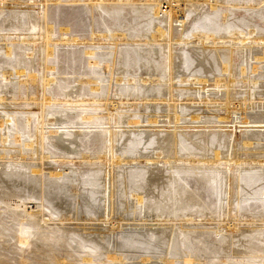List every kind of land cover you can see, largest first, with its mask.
Masks as SVG:
<instances>
[{
    "label": "rangeland",
    "instance_id": "obj_1",
    "mask_svg": "<svg viewBox=\"0 0 264 264\" xmlns=\"http://www.w3.org/2000/svg\"><path fill=\"white\" fill-rule=\"evenodd\" d=\"M153 1L156 0H104V1L103 0H0V28H2L3 26H7V27L12 26L11 29H9V35L5 37V39L8 38L6 39V41L8 40V42L10 43L9 46H11L12 48L11 53L8 54L4 53V48L1 46L3 44L2 42L4 40V35L1 34L3 32L0 30V72L4 68L10 70L13 69V71L15 69L18 71L20 75H25L26 78L28 79V81L20 82L21 83L20 84L18 82V76L13 73L11 78H8V80L4 82L6 79H3L0 73V96L5 95L3 98L5 100L2 99L0 101L2 102L0 103V107H1L0 115H3L5 113L6 111L4 110L5 108H8L11 111L12 117L13 119H15L14 120L15 125L18 127L17 131L19 132L21 131L20 135L18 134L19 132L17 133L18 138L22 137L21 134L23 135V137L26 138H28V135L31 137H34L35 135L39 142L41 138V142L43 144L44 150L50 153L49 155L51 158L47 160L43 165L40 164V166L38 167L42 169L41 177L39 178L40 180L44 181V179L46 178L45 179V183H46V181L48 180L59 182L64 179L71 180L72 178L76 182V180L78 179V181L80 180L79 181L80 188L89 189V187L90 188L92 187L94 188L92 190H96V192H98L99 190H101L100 188L104 186V184L102 185L101 181L104 180L105 178L102 177H107L105 172L107 171V168H109V166L111 168V162H109L110 163L109 165L107 164L106 160H102L100 157L97 156L103 153L104 149L106 150L105 144H107V141L104 139L103 131H99V129L101 128L105 129V126L111 127L114 122H118L115 123L116 125L115 130L117 129L120 130L123 128L122 134L125 135V137L122 136V139L120 137V140L124 141L125 143L120 142L119 140L118 143L121 145L114 146L113 148L115 149V147L116 148L119 147V151H124L123 146L128 142L126 140V137L131 135L130 130L155 129L161 133L165 129L167 130L173 128L172 126H170L169 128L165 127L168 124L162 121V119L166 120L164 117H162L163 115L162 113H161L162 115L160 114V116L157 117L158 122L152 125L150 124V126H145L146 122H142L144 123V124L140 123V125L142 126H139L138 128L135 127L134 129V127H131L132 125L129 127L126 124V120L130 119L128 118V116L132 114V112L133 113L137 112L138 115H141L143 113L144 108H146V106H144L143 103L141 104L142 100L138 97L142 90L141 88L145 87V85H141L139 83L138 74L141 73L142 71L143 72L146 71L149 67L150 68L147 71H151L152 69V71L162 75V77H167L168 75L167 71L169 72V66H167L169 64L167 63L168 58L165 57L167 54V45L164 44L163 40H156L154 42L150 40V34H151L150 32L152 29V25L155 22V20L157 21L158 19L153 14L157 12L153 9L154 7ZM158 1L159 3H164L163 8L167 10L166 6L168 5V2L166 1L168 0H158ZM208 1L209 2L211 1L210 3H215V7L210 8L209 7L210 3H208ZM208 1L190 0V2L196 3V5H191V3L189 2L190 4L189 6H191L190 7L191 11L188 12V10L185 11L186 9L184 4L185 0H178L177 3H179V6L178 7L175 6L174 13L176 16L179 17L185 13L187 14L189 13V18H188L189 20L187 19L186 21L187 29L189 27L191 28L193 26V23L195 25L194 27L196 28L198 25H201L203 23L210 28H214V27L216 29L219 28V34L220 33L223 34L224 32H226V28H227L226 24H232V26L234 27L231 30L233 29L236 30V28L237 30H243V31L252 29L253 35L251 34L250 40L253 41V39H262L260 40L261 42L259 41L260 43L256 42L258 45H261V47L258 46L255 42L247 43L248 46L246 44V49H248V51L245 50L243 52L245 54H248L247 56L243 52L241 53L242 50L240 51V44L235 43L232 46L230 43L227 44V42H225L224 45L219 44V46L224 51L223 52L222 50H220V52H222L220 53V56L222 54L224 55L221 56V59H224L223 61H225L224 63H227L228 61L230 62V60L232 59L230 62V68H231L230 70H232L233 72L232 74L234 77V82L231 89L234 92V94H236L234 96L240 97L241 95H239V93L245 92L250 87V85L252 87V91L256 93V94L253 93L256 95V96L253 95V97L256 98V100L253 99L252 101H257L256 103L257 105L253 104L254 107L253 105H251V107H247L244 110L241 109L235 110L236 113L234 114V116L237 117L242 115L244 116L243 113H245L246 115V113L249 114L251 112H252L251 114L264 112V104H262L264 103L263 101L264 100V59L262 60L254 59L257 55L258 56L261 55L264 50V46H263L264 0H208ZM234 1L237 2L238 5ZM222 3L224 4L226 3L225 4L226 6ZM234 3L235 6L233 7ZM189 6H187V8ZM158 8L157 10L160 12L161 8L160 7ZM164 9H162V12L164 11ZM224 20H226V22ZM46 27L52 28L51 39L48 41H46L43 37H41L43 35V32L47 29ZM22 33L26 35V39H25L27 40L26 42L21 41L20 38L18 37V35H21ZM102 34H106L107 36L104 38L100 36ZM67 37L70 39L73 38V41L71 40L67 42L66 40H61V38H67ZM224 39L228 40L227 38ZM28 40L31 42H29ZM156 42L157 43L159 42V44H155ZM198 44L196 43L195 44L192 43V45L185 44V47L188 45H189L188 47L190 46L193 47V45L199 46ZM158 45L160 48L157 47ZM182 45L183 44L174 45L172 43L171 48L173 49L171 50H173L174 52L170 50L172 52L171 55H174L175 52L178 51L181 47H184ZM251 46H253V50L252 48H250ZM230 47L234 49L233 52L231 53H229ZM234 52L235 54H233ZM211 53H209L208 55L212 58L214 54ZM208 55L207 57L209 58ZM148 58L149 60L147 61ZM216 60H218V58L215 59L214 61ZM219 62L220 61H216L214 66L215 69L217 70L216 73H219L222 76L221 72L223 71H220V69H218V66L220 67ZM176 64H177L176 66H178L177 58H176ZM139 65L141 66L139 67ZM180 65L184 67V65L182 64ZM242 65L246 67V68L244 67L246 69V72L248 71L246 73L247 77H252V78L253 77L256 78L257 76L260 77V78L258 77L256 78L258 79L256 80L257 84L255 82L256 85L254 84L252 86V84L248 82H244L242 78L240 79L239 68ZM254 68L256 72L253 71ZM109 71H112L111 80H110L111 84L107 96L110 99L106 101L103 100L106 96L107 84H105L106 83L105 78L110 76ZM122 74L123 75L125 74L126 77L129 74L132 75L137 74L134 77V79L136 78L134 85H136L137 91L136 89H132L133 87L132 85H129V83H128L129 86L127 85V82H125L126 77L123 76ZM219 74H217V76L221 77ZM255 74L257 76H254ZM116 75L123 77L122 80L123 83L122 82L116 83L114 81L113 77H115ZM43 76H52L55 78L53 82H51L50 84L42 85L41 82ZM86 79H90L92 82H97V83L93 84L91 82H87ZM79 80L82 82L80 83ZM176 80L177 79H175L173 82H176ZM160 81L162 83L166 82L164 81L163 78L161 80L159 79V82ZM206 89H209L208 93L206 92ZM220 89L221 91L224 90V88H219V90ZM219 90L218 88H213L212 86H206L203 90L206 93L203 94L201 97L204 98L208 97L211 98V100L221 98V93ZM133 91H135L138 94H135V92ZM162 91L167 92V88L163 89ZM51 98H57L58 101L53 99L51 101ZM109 100L113 104L111 103L110 105ZM134 101L136 103H134ZM235 101L237 102L238 105L239 100L234 99V102ZM152 103L153 104L152 105L149 104L150 106L148 105V107L152 108L153 110L154 109L159 110L163 108L162 105H160V101L158 103H154V102ZM181 103L188 105L187 106L180 105L178 108L179 111L182 110L181 112H186V113L197 112L199 114L201 113L204 116L200 118L202 120L201 121L202 123L182 122L179 124V126L181 125L180 128H182L190 136H192V139L189 142H187V143H191L190 145H188L191 146V148L197 146L196 144L191 142L194 138H197V136L194 134L196 132L195 131L196 129L199 131L205 129L215 132L221 130V128L223 129V127H219V125L225 126L230 124L228 120H227L228 123H223V124L216 122L218 120V116L223 113L217 103L216 104L215 103L198 104L196 102H190V103L181 102ZM157 104H159L160 106H157ZM229 106L232 109V105L230 104ZM133 110L136 111L134 112ZM202 110L204 112H202ZM104 113L108 115L105 116ZM118 114L120 117L118 116ZM28 116L30 119L29 124H26L25 126V119ZM48 116L49 118H51V116L52 118L53 117L58 118V122H60L59 125L60 127H63V131H64L62 134L63 142L61 141V143H55L54 142L55 139L52 137V134L45 131L46 130L45 128L42 129L43 133L42 134L40 133L39 131L41 129L40 123H42L43 121L46 122V120L49 119ZM187 116L188 115L186 116L184 115L183 117H187ZM101 118L103 119V121L101 120ZM120 118L121 119L123 118V121ZM83 119H84L83 123L86 126L82 123ZM205 119H208L210 122L204 124L203 120ZM106 120L109 121L108 124L105 122ZM124 120H125V124H123ZM119 122H121V124ZM103 124L105 125L104 127ZM119 124L121 125V127ZM249 124H254V123H249ZM255 124L259 125L258 123ZM1 125L2 122L0 123V126ZM80 125L81 127H83L81 132L80 131L75 132L74 134L72 130L69 131L70 128H73L74 126L80 127ZM235 125L238 126L240 124L237 123ZM92 126H94L95 128ZM133 126H136V124H133ZM182 126H184V128ZM250 128L246 127L243 129L244 130L246 129L251 133L264 132L263 127H258L259 128L258 129L257 127L252 126ZM261 128L263 131H259L261 130ZM10 129L11 132H9L10 133L9 135L11 137L12 129H13L12 124H10ZM238 130L240 129L239 128L237 129V133L239 134L241 131ZM125 131L127 134L128 133L129 134L127 135L126 133H124ZM46 133H49L51 136ZM116 138H113L112 145L117 144L116 143L117 140H114ZM259 138H255L254 140L251 139L250 140L251 144H249L250 146L249 145L244 146L241 144L240 147H238L235 150L243 154V157H245L246 159H250L251 156H253L252 154L264 153V148H263L264 139L263 138L259 139ZM9 139L11 140L12 138ZM10 140L4 144V146H6L4 148L5 150L7 148V151L12 147V149L8 151L9 153L15 152L14 154H16L17 151L18 154L19 153L18 148L20 149V152L26 151L24 145L17 147V145L12 144L14 142ZM146 144L149 146V144L146 142L143 145V147H141L142 150H146L148 148ZM0 145H2L1 141H0ZM103 147L104 149H102ZM126 150L129 151L130 148H126ZM2 151H3L2 147L0 146V152L2 153ZM26 153H23L24 154L23 158L19 160L21 163L18 161H17L18 163L14 161L16 164L13 163L11 165H8V163L5 162L3 163L4 165L3 164L0 165V170L3 172L6 170L5 172H9L12 169L14 170L15 168H18L17 166H22L23 163L22 166L23 170L25 168L24 173H27L26 175L30 174L31 172L29 170L33 168V166L31 165L35 163V159L33 158L35 157V154L31 156L30 153L27 154ZM208 153L210 154V151H208ZM54 158L57 161H55ZM4 160H7V158H5ZM193 160H198V159L197 157H194ZM142 161L143 160H140L139 162L140 164H136V165L135 164L116 165L113 166L114 168L112 167L113 168L112 170H115L116 167L118 166L117 169L120 170L122 169L132 170L137 168L138 170L141 169L140 171L142 172V169H144V167L145 169L150 167L149 164L142 165ZM193 162L196 163V161ZM159 164L161 165V163H158V165ZM241 165L243 164H240V167ZM4 166H6L5 170H4ZM12 166L13 168H11ZM200 166L201 167H197L194 169L198 172L202 170L209 172V170L211 169H212L211 171L213 172V170L215 169L213 168L215 166H212V168L209 166L210 167L209 169L208 164H205V167L204 165H200ZM244 166L245 168L246 167L250 168L248 164H244L242 167L244 168ZM198 168L200 169L198 170ZM165 171L167 170L165 169ZM47 172L53 174L52 175L53 180L50 179L51 177L49 176V174H47ZM176 172L178 173L176 177L178 180L177 181L178 185L179 186L187 185L186 189L181 191L180 194V196H182L181 198L184 199L185 193H188L189 195H191L192 199L197 203H200L202 206H204V204L208 206H204L205 207V209L203 208L204 211H198L199 208L196 210L193 208L191 210L192 212L191 218L196 215L195 216L196 218L195 217H193L194 219L192 218L194 221L187 220L188 221L187 222L186 219L183 218V216L179 215L180 214L178 213L179 211L177 213L176 212L174 213V215L176 216L178 215L179 217L177 216L176 219H174L175 217L172 219L176 222V224L171 222V224L173 223L174 225L173 227L174 239L172 241L173 248L170 250L171 256H168L170 255L169 253L167 254V257L169 259L167 261V264H177L179 262H180L179 264H235L237 262L236 260H239L241 257L242 258L240 260H244L243 257L244 258L246 257L245 256L246 252L248 253L249 248L252 247L251 244H254V242H256L255 237L257 238L259 237L260 239L264 240V233L262 234L258 232V230H262V229L264 230V227L258 224L261 222L262 219H264V216L261 213V211H264V209H262L264 199L260 197H249L247 199L244 197L245 199L243 200L246 201V203H244V207L245 209L248 210V213L246 212V210H241V212H239L237 215H234L233 211L229 212V214L227 215V213H225L226 205L224 204L225 203L224 200L219 203L220 196H223L222 195L223 188H219L218 190L215 191L210 186H206L205 188H203L204 185L201 182H197L198 180L195 181V179H197L198 177L195 178V175H192L189 172V170L178 168L176 169ZM254 173L256 172L253 171V169L249 170L247 173L243 172V174H251V175H253ZM259 173L264 174L263 171H259L258 174ZM145 176L146 174L144 173V177ZM40 180H38V183H35V186L37 184L36 186L37 192L36 190L34 191L35 194L33 195V200L31 199L32 197L30 196L22 195L23 198L28 199L29 197L30 203L27 205L29 211H36L37 200L45 198L43 196V194H45L44 193L45 186L43 185L42 182H40ZM89 182L92 184H90ZM41 183L43 186H41ZM189 188L194 190V192L196 193L192 192ZM211 189L213 193H211ZM255 193L258 194L259 192L256 190ZM2 194L3 193H1L0 196ZM4 196H6V198ZM122 198H124L123 200L126 201L125 197ZM19 199H20L19 197H15L13 195L10 196L8 195V193L0 197L1 201L7 202L9 203V205H11L10 209L12 208V206L13 208H16L14 205L19 204ZM69 199L71 204L74 203V199L71 197V195L69 196ZM128 200L132 201L133 198L129 196ZM153 203H154L153 200H150L147 203H145L144 208L142 207L140 211L138 210L135 213L136 216L135 214H130L132 216L128 214L123 216L122 218L121 216L116 215L113 212L114 214L113 216H111L110 219L111 224H109L103 222L101 223L100 221L92 222V221L81 220L80 219L81 215H78L80 216L78 217L79 219L72 218L69 220H63L61 223V221L58 219L60 214L55 213L53 215L51 213L52 209L50 208V205L48 203L43 202L45 212L51 213L52 214L51 216L53 217L52 221L55 220L54 223L52 222L49 225H47V228L49 229L51 228L50 230L55 234L58 233H60L58 235L62 234L63 236L57 235L58 236L57 238L58 239L62 238L60 239L61 242L66 241L65 243L68 244V245L66 244L67 247L66 246L59 247V249L55 248L49 242L41 240L43 239L42 236H40L38 239V234L34 232V229L31 228V225L28 222H23L19 224L16 218L12 214L6 212L9 208L6 209V205L4 203H0V210H1L0 211V224H1L0 264H120V263L121 264H161L160 263L161 253L158 252L159 253L158 254L157 251L146 252L147 250L144 249L145 246L144 247L142 246V249L139 250L138 249L126 250V249H122L121 247L123 245V242H121L123 240V239L121 240L122 234L123 235L126 234L124 236L131 237L138 234L137 232H141V233L144 232L143 234H145V237H147V239H149L150 241H154L153 235H151V231L157 232L155 234L157 238V236L160 235V231H162V229L170 226L168 224L170 222L167 219L169 218V215L166 216L164 214H160V216L157 217L155 216V214H157L156 210H153L151 208H146V205L149 204L151 205ZM248 205H253V207L260 205L261 206L259 209H254L253 213L250 214V211H252L253 207L249 208ZM208 207L210 208V210ZM206 209L208 210L205 212ZM242 212H246V213L244 214ZM162 216H164V218L168 220V223L165 222L164 225L162 224L155 225L154 223L156 221V218L159 217L162 218ZM180 217L182 220L180 219ZM183 220H185L186 222ZM118 221H120V223L123 224L117 227L115 225L116 223H119ZM111 225L114 226L111 227ZM101 231L105 232L106 236L104 233L102 234ZM248 232L250 235L248 234ZM43 233L46 234L47 231L45 230L43 231ZM85 233L88 235L91 233L90 235H94L95 237L97 236L98 242H100L99 238L102 241H104L105 245L100 246L104 248L100 249L99 246L96 245L92 246L89 243H85V247H83L81 244L82 240L80 239L79 236L85 235ZM252 234L254 235L253 236L254 238L250 237L252 236ZM65 236L67 237L64 238ZM106 237L108 239L107 240L108 243L106 241ZM249 237L252 239H250ZM226 242L228 245L226 244ZM110 254L121 255L124 261L119 262L118 260L112 258L111 259L106 258V256ZM145 256L146 257L150 256L151 258L144 259ZM221 259L224 261H222Z\"/></svg>",
    "mask_w": 264,
    "mask_h": 264
},
{
    "label": "bare ground",
    "instance_id": "obj_2",
    "mask_svg": "<svg viewBox=\"0 0 264 264\" xmlns=\"http://www.w3.org/2000/svg\"><path fill=\"white\" fill-rule=\"evenodd\" d=\"M177 1L178 0L166 1V2H168V5L166 6L167 10H165L163 8L164 3H159L158 0L153 1L154 2L153 3L154 4L153 9L155 11H157L156 13H153V14L158 19H157V21L155 20V22L153 23L151 32L149 31L151 33L150 34V40H152V42H154L156 40H163L164 44L167 45V54L165 57L168 58L167 63H169V64L167 66H169V72L167 71V74H168L167 77H162V75L155 73L154 71H152V69H151V71H147V70H149V68H150L149 67L144 72L140 71L141 73H139V74H142V75H139L137 73L139 83L141 85H145V87L142 86L143 88H141L142 90H141L138 97L142 100V101L140 100L141 104L143 103L144 106H146V108H144L142 114L140 113L141 115H138L137 112L136 113L132 112V114H130L128 116V118H130V119H127V120L125 119L127 126L130 127L132 125L131 127H134V129H135V127L138 128L139 126H142V125H140V123H142V122H146L145 126H150V124L152 125V124L158 122L157 117H159L160 114L162 113L163 114V115L161 114L162 117H164L166 119V120L162 119V121H164L168 124L165 127L169 128L170 126H172L173 128L167 129V130L165 129L164 131H162L164 133H162V132L160 133L155 129L154 130H152V129H150V130H140V129L139 130H137V129L136 130H130L131 135H129V136H127L129 133L127 134L125 131L124 133L127 134L126 140L128 142H127V144H124L125 147L123 146L124 151H119V147L118 148L115 147V149L113 147L121 145L118 142L120 140V137H121V139H122V136L125 137V135L122 134L123 128L120 130H118V129L115 130L116 129L115 123H118V122L113 121L114 123L112 122L113 125L111 127H109V126L106 127L105 126L106 124L104 123L105 125L103 124V127L105 126V129L101 128V129H99V131H103L104 139L107 141V144H105L106 150L103 147L102 148V149H104L103 153H101L97 156L100 157L102 160H106L107 164H109V165H110L109 162H111V168L109 166V168H107V171L105 172L107 177H102V178H105L104 180L101 181L102 185L104 184V186L102 188H100L101 190H99L98 192H96V190H92V189H94L92 187L91 188L89 187V189L80 188L79 187V184H80L79 181L80 180L78 181V179L76 180V182L74 179L71 178V180H65L64 179V180H61L59 182L58 181L54 182V181L48 180V181H46V183H45V179H46L45 177H44L45 178L44 181L40 180L39 178L41 177L42 169H40L38 167L40 166V164L43 165L47 160H49L51 158L49 155L50 153L46 152L44 150L43 144L41 142V138H40V142L37 140V137L35 135H34V137H31L28 135V138H26V137H23V135L21 134L22 137H20V138H22V139L18 138V136H17V133L19 132V131H17L18 127L15 125V122H14L15 119H13L11 111L8 108H5L4 109V110H6L5 113L3 115H0V123L2 122V125L0 126V141H1L2 145H0V146L2 147V150H3L2 153L0 152V165L5 163V162L8 163V165H11L17 161L20 162L19 160L21 158H23V155H24L23 153H26V152L30 153L31 156L33 154H35V157H33L35 159V163H33L31 165V166H33V168H31L29 170L31 172L30 173L31 175L30 174L26 175L27 173H24L25 168L23 170V167H22L23 163H22V166H17L18 168H15L14 170L12 169L9 172H5L6 171L5 167L7 166L6 164H5L6 166H4L5 171L3 172L0 170V190H1L0 194L3 193L2 195H5L6 193H8V195H10V196L13 195L15 197H19L20 198L19 199L20 205L19 204H18L19 206L14 205L16 208H13V206H12V208L10 209L11 205H9V203L1 201L4 197L6 198V196H4L0 200V203H4L6 205V209L9 208L6 212L9 214H12L16 218V220L18 221L19 224L23 223V222H28L31 225V228L34 229V232H36L38 234V239L40 236H42L43 239H41V240L49 242L50 244H52L57 249H59V247H65L66 246V244H67V243H65L66 241L61 242L60 239H62V238H60V239L57 238L58 236H61L62 234L61 235H58L60 233L55 234L50 230L51 228L50 229L47 228V225H49L52 222L53 223L55 222V220L52 221L53 220L52 219L53 217L51 216L52 214L54 215L55 213H59L60 216L58 217V219L61 221V223L63 220H69L72 218L76 219V218L80 217L78 215H81V217H80L81 220L92 221V222L93 221H100L101 223L103 222V223L111 224L110 219L114 213L123 218V216H125V215L135 214L138 210L140 211L142 209V207L144 208L145 203H147L150 200H153L154 203L151 205L150 204L146 205V208H151L153 210H156L157 214H155V216H157V217L160 216V214H164L166 216L169 215V218H167V219L170 222V223H168V220L165 219L164 216H162V218H160V217L156 218V221L154 224L155 225H158V224L164 225L165 222H167L170 226L162 229V231H160V235H158L157 238L155 235L157 232L151 231V235H153L154 241H150L149 239H147V237H145V234H143L144 232L143 233L137 232L138 234L131 236V237L130 236H124L126 234H124V235L122 234L121 240L122 239L123 240L121 242H123V245L121 247H122V249H126V250H133V249L139 250V249H142V246L143 247L145 246L144 249L147 250L146 252L157 251V253L158 252L161 253L160 263L161 264H167V261L169 260L167 257V254L168 253L170 254V250L173 248V245H172V241L174 239V228H173L174 225H173V223L176 224V222L172 219L174 217H175L174 219H176V217L178 216V215L177 216L174 215V213L175 212L177 213L179 211L178 212V213H180L179 215L183 216V218L186 219V221L187 220L191 221L194 219L193 217L196 216V215L193 216L192 217L193 219L191 218V215H192L191 210L193 208L195 210L199 208L198 211H204L203 210V208L205 209L204 206H208L206 204H204V206H202L200 203H197L196 201H194L192 199L191 195H189L188 193H185L184 199L181 198L182 197V196H180L181 191L186 189L187 185L186 186L184 185L185 187L183 185H180V186L178 185V182H177L178 180L176 178L178 173L176 172V169L183 168V169L189 170V172L192 175H195V178L198 177L197 179H195V181L198 180L197 182H201L204 185L203 188H205L206 186H210L214 191L218 190L219 188H223V194H222L223 196H220L219 203L224 200L225 203L224 202H222V203H224L226 205V212L225 213H227V215L231 211L234 212V215H237L239 212H241V210H246V212L248 213V210L245 209V207H244V203H246V201L243 199H245V198L248 199L249 197H260V198L264 199V183H263L264 182V174H261V173L258 174L259 171H263V173H264V153L252 154L254 157L251 156L250 159H246L245 157H243V154H241L240 152H237L235 150L238 147H240L241 144L244 146L251 144V141H250L251 139L254 140L255 138H259V137L264 139V132H258V133L252 132L251 133L248 130L243 129L246 127L250 128L252 126L257 127V128L258 127L264 128V112L256 113V114L255 113L251 114L252 113L251 112L249 114L246 113V115H245V113H243L244 116L242 114H241L242 116H238V117L234 116V114L236 113L235 110H240V109L244 110L245 108L251 107V105L257 103V101H252L253 99L256 100V98L253 97V95H255L256 93L252 91V87L250 85L251 88L249 87L246 91L244 90L245 92L239 93V95H241L240 97L234 96L236 94H234V92L231 89L233 86V82H234V77L232 74L233 72H232V70H230L231 69L230 68V62L232 59L230 60V62L228 61L227 63H224L225 62V61H223L224 59H221V56L223 54L220 56V53H222V52H220V50H222V49L219 46V44L224 45L225 42H227V44L230 43L232 46H233V44L237 43V44H240V51L242 50L241 51V53H242L245 50L248 51V49H246L247 43H249V42H251V43L257 42L258 43L262 39H253V41H252V40H250L251 34L253 35L252 29L246 30L247 29V27H246V29H245L246 31L237 30V28H236L237 31L234 29L231 30L234 27V26H232V24H226L227 25V28H226L227 33L224 32L225 34L223 32H222L223 34H221V33L219 34V28H217V29L215 27L210 28L203 23L201 25H198L197 28L194 27L195 25L193 23V26L191 28L189 27L190 29L188 28L189 29V31H188V29L186 28V25H187L186 21L189 18V13L183 14L182 16H180L181 18L179 16H176L174 13V8H175V6L176 7L179 6V3H177ZM204 1H208V0H204ZM189 2H190V0L189 1L185 0V3H184L185 7H186L185 11L188 10V12L191 11L190 10L191 6H189L190 5ZM210 2L208 1V3H210ZM190 3H191V5H196V3H192V2H190ZM235 3H237V2H235ZM235 3L233 4V7L235 6ZM197 4H198V2H197ZM222 4H224V3H222ZM237 5H238V3H237ZM237 5H236V7H237ZM187 6H189V7L187 8ZM158 7L161 8L160 12L157 10ZM209 7L210 8L215 7V3H210ZM162 9H164V11H163L164 13L162 12ZM229 10H230V7H229ZM224 18H225V16H224ZM224 21L226 22V20H224ZM11 27L12 26H9V27L3 26L2 28H0V30L3 32L1 34L4 35V40L2 42L3 44L1 46L4 48L5 54L11 53V51H12L11 46H9L10 43L8 42V40L6 41V39H8V38L5 39V37L9 35V29H11ZM253 30H254V28H253ZM51 31H52V28L48 27L43 32V35L41 37H43L46 41L50 40L51 39ZM23 33H25V32H23ZM23 33L21 35H18V37L20 38L21 41L26 42L27 41V40H25L26 35ZM100 36L105 38L107 35L102 34ZM224 38H227L228 40H225ZM61 40H66L67 42H69L71 40L73 41V38L70 39L67 37V38H61ZM247 40H250V41H247ZM29 42H31V41H29ZM172 43L174 45L175 44H177V45L183 44L182 46H184V47H181V48L179 47L180 49L178 51L175 50L176 51L175 54L171 55V53H172L171 51H173V50H171V49H173V48H171ZM192 43L193 44L199 43L198 44L199 46L193 45V47L192 46L188 47L189 46L188 45L185 47V44H191L192 45ZM155 44H159V42L158 43L156 42ZM247 46H248V44H247ZM258 46L261 47V45H258ZM263 46H264V44H263ZM139 47H140V45H139ZM157 47H159V45ZM231 47H230L229 53L233 52V50H234ZM223 48H225V47H223ZM250 48H252V50H253V46H251ZM29 49H31V48H29ZM25 53H27V52H25ZM209 53L214 54L212 56V58L208 55ZM233 54H235V52ZM233 54H231V55H233ZM207 55L209 56V58L207 57ZM245 55L247 56L248 54H245ZM239 56H241V55H239ZM216 57L218 58V60H216V61H220L219 62L220 67L218 66V69H220V71H223V72H221L222 76L219 73H216L217 70L215 69V66H214V64L216 62L214 60L217 59ZM176 58L178 61V66H176L177 65L176 64ZM137 59H138V57H137ZM254 59H256V60L257 59H261V60L264 59V50H263L261 55H259V56L257 55ZM148 60H149V58L147 59V61ZM180 64L184 65V67H182ZM140 66L141 65H139V67ZM244 67L245 66L242 65L239 68L240 69L239 70L240 71V74H239L240 79L242 78V80L244 82H248V83L252 84V86H253L255 84L256 80H258V79H256L258 76L255 74L254 76H257L256 78L255 77H253V78L247 77L246 73L248 71L246 72V69H245L246 67L245 68ZM253 71L256 72L255 68L253 69ZM253 71H251V72H253ZM0 73L2 75V78L6 79L4 82H6L8 80V78H11L13 73L18 76V82L19 83L28 81V79L26 78L25 75H20L18 73V71L15 69L13 71V69L10 70V69L4 68V69H2V71ZM109 73H110V76L105 78L106 79L105 84H107V85H106V96L103 100H106V101H108V99H110L107 96H108V91L110 89V84H111L110 80H111L112 71H109ZM123 73H125V72H123ZM260 73H261V71H260ZM137 74H134V75L129 74L127 77L125 76V74L124 75L122 74L123 76L126 77L125 82H127V85H128V83H129V85H132L133 88L132 87L131 88L136 89V91H137V88H136V85H134L136 78L134 79V77ZM217 74H219L221 77H218ZM54 78L55 77H52V76H43L41 84L42 85H48L51 82H53ZM113 78H114V81L116 83L117 82L120 83L123 80V77L118 76V75H116ZM162 78L164 79V81H166V82H163L164 84L161 81H160L161 83L159 82V79L161 80ZM174 78L177 79L176 82H173L175 80ZM258 78H260V77H258ZM86 81L91 82L93 84L97 83V82H92L90 79H86ZM79 82L81 83L82 81L79 80ZM248 83H246V84H248ZM256 84H257V82H256ZM6 85H7V83H6ZM206 86H212L213 88H218V90H219V88H224V90H222V91H221V89L219 90L221 93V98H217L218 97L217 95H216L217 99H215V100H211V98H208V97H206V98L201 97L206 92L207 93L209 92V89H206V92L203 91ZM164 87L167 88V92L162 91L163 89H165ZM133 92H135V91H133ZM253 93H255V94H253ZM132 94H134V93H132ZM135 94H138V93L135 92ZM4 96L5 95L0 96V101L4 98ZM52 99L58 101L57 98H51V101H52ZM234 99L239 100L238 105H237L236 101H235L236 103L234 102ZM3 100H5V99H3ZM40 100H42V99H40ZM159 101H160V105H162V107H163V108L161 107L162 109H159V110L154 109L153 110L152 108L148 107L149 104H151V105L153 104L152 102L158 103ZM109 102H110L109 104L111 105L112 102L110 100H109ZM161 102H162V104H161ZM181 102H185V103L196 102L198 104H200V103H202V104H208V103L214 104L215 103L216 104L217 103L219 108H221L223 113L218 116V120L216 122L223 124V123H228V121H229L230 124L225 125V126L219 125V127H223V129L221 128V130H218L215 132H212L210 130H205V129L199 131L196 129L195 130L196 132L194 134L197 136V138H194L191 142L196 144L197 146H194L191 148V146H188L191 143H187V142H189L192 139V136H190L186 131H184L182 128H180L181 125L179 126V124L182 122H190V123L191 122H196V123L198 122L199 123L202 121L200 118L203 115L201 113L199 114L197 112L196 113H194V112H192V113L187 112L186 113V112H181L182 110L179 111L178 108L180 105L181 106H187L188 105V104H182ZM0 103H2V102H0ZM134 103H136V102L134 101ZM230 104L232 105V109L229 106ZM241 104L243 105V107ZM262 104H264V103H262ZM39 105H40V103H39ZM160 105L157 104V106H160ZM44 106H45V104H44ZM155 106H156V104H155ZM253 107H254V105H253ZM147 109H149V110H147ZM133 111L135 112L136 110H133ZM202 112H204V111L202 110ZM51 114H54V113H51ZM107 115L105 114V116H107ZM184 115L185 116L188 115V116L183 117ZM52 116H54V115H52ZM52 116H51V118H49V116H48L49 119H47L46 122L41 121L42 122V123H40L41 126L39 125L41 127V129L39 131L42 134L43 133L42 129L45 128L46 129V130L44 129L45 131L52 134V137L55 139V141H54L55 143H61V141L63 142V138H62L63 137L62 134L64 132L63 127H60V125H59L60 122H58V118H56V117L52 118ZM118 116H119V114H118ZM118 116H116V117H118ZM102 118H101V120L103 121ZM29 120L30 119L28 116L25 119V126H26V124H29ZM40 120H41V118H40ZM121 120L123 121V118ZM125 120H124L123 124H125ZM83 121H84V119L82 120V123H83ZM111 121H112V119H111ZM116 121H118V120H116ZM105 122L108 124L109 121L106 120ZM208 122H210L208 119L203 120L204 124H206ZM77 123H79V122H77ZM119 123L121 124V122H119ZM237 123H239L240 125L236 126L235 124H237ZM249 123H254V124L258 123L259 125H256V124L254 125V124H249ZM10 124H12L13 129H14V130L12 129V136L11 137L9 135L10 134L9 132H11L10 131L11 130ZM45 124H47V125H45ZM133 124H136V126H133ZM142 124H144V123H142ZM92 127H94V126H92ZM120 127H121V125H120ZM182 127L184 128V126H182ZM226 127H228V128H226ZM82 128L83 127H81V125H80V127L74 126L73 128H70L69 131L72 130L75 134V132H79V131L81 132ZM238 128L240 129L238 131H241L239 134L237 133ZM241 128H242V130H241ZM143 129H144V127H143ZM245 131H247V132H245ZM259 131H263L262 128ZM20 133H21V131L18 134L20 135ZM49 133H46V134H49ZM99 133H101V132H99ZM72 136H73V134H72ZM9 138H12L13 140L12 139L10 140ZM113 138H116L114 140H117L116 141L117 144L112 145ZM9 140L13 141L14 143H12V144H14V145L16 144L17 147L24 145L26 148V151L20 152V149L18 148V152H19L18 154H17V151H16V154H14L15 152L9 153L8 151L11 150L12 147L10 146L11 149L8 148L9 149L8 151H7V148H6V150L4 148V147H6V146H4V144ZM193 141H195V142H193ZM120 142H124V141L120 140ZM146 142L149 144V146L146 144L148 146V148L146 150H142L141 147H143V145ZM263 145H261V146H263ZM24 146H23V148H24ZM17 147H16V149H17ZM248 147H245V148H248ZM126 148H130V150L127 151ZM263 148H264V146H263ZM208 151H210V154L208 153ZM98 157H96V158H98ZM194 157H197L198 160H193ZM5 158H7V160H4ZM54 160H55V158H54ZM140 160H143L142 165L143 164H149L150 167L146 168V169L144 167V169H142V172L140 171L141 169L138 170L137 168L132 169V170L131 169L120 170V169H117L118 166L116 167L115 170H112L114 168L113 166L120 165V164H123V165L140 164L139 163ZM55 161H57V160H55ZM193 161H196V163H194ZM158 163H161V165L160 164L158 165ZM205 164H208L209 169H210V167L212 168V166H215V167H213V168H215L213 170V172L211 171L212 169L209 170V172H207L205 170L198 172L194 169L197 167H201L200 165H204V167H205ZM240 164H243V165L248 164L250 166V168H247V167L245 168V166H244V168H245L244 169L242 167L243 165H241V167H240ZM3 165H2V167H3ZM19 165H21V164H19ZM8 167H10V166H8ZM8 167H7V170H8ZM25 167H27V166H25ZM11 168H13V166ZM165 169L167 171H165ZM199 169L200 168H198V170ZM251 169H253V171H255L256 173H254L253 175H251L252 173L251 174H243V172L247 173ZM144 173L146 174L145 177H144ZM47 174H49V176L51 177L50 179H52L53 174H51L49 172H47ZM192 177H194V176H192ZM47 178H49V177H47ZM38 180H40V182H42L43 185L45 186V192H44L45 194H43V196L45 198L42 197L43 199H38L39 202L37 200L36 211H29L27 208V205L30 203L29 197H28V199L23 198L22 195L30 196V197H32L31 199L33 200V195L35 194L34 191L36 190V192H37V187H36L37 184L35 186V183H38ZM193 180H194V178H193ZM42 183H41V186H43ZM90 184H92V183H90ZM41 188H43V187H41ZM212 189H211V193H213ZM43 190H41V191H43ZM190 190L192 192H194V190H192V189H190ZM256 190L259 192L258 194L255 193ZM187 192H188V190H187ZM194 193H196V192H194ZM2 195L0 197H2ZM41 195H42V193H41ZM70 195L74 199V203H72V204L69 201L71 199V198L69 199ZM129 196H131L133 198L132 201L128 200ZM122 197H125L126 198L125 200L128 202L124 201L123 200L124 198H122ZM34 200H36V199H34ZM259 200H261V199H259ZM43 202L48 203L50 205V208L52 209V210L50 209L52 214L45 212ZM10 204H11V202H10ZM245 206H246V204H245ZM260 206L253 207V205H248L249 208L253 207L252 211H250V214L253 213L254 209H259ZM262 206H263L262 209H264V203ZM246 208H247V206H246ZM200 209H202V210H200ZM207 210L208 209H206L205 212ZM209 210H210V208H209ZM246 212H242V213L245 214ZM261 213L264 216V211H261ZM130 216H132V215H130ZM135 216H136V214H135ZM180 219H181V217H180ZM181 220H180V222H181ZM183 221H185V220H183ZM118 222L119 223H116V225H115L117 227L123 224V223H120V221H118ZM171 222H173V223L171 224ZM250 222H253V221H250ZM246 224H248V223H246ZM258 224L260 226L264 227V219H262L261 222ZM250 225H251V223H250ZM0 226H1V224H0ZM113 226L114 225H111V227H113ZM45 230L47 231L46 234L43 233V231H45ZM134 232H135V230H134ZM258 232L263 234L264 230L263 229L258 230ZM103 233L105 234V232H102V234ZM90 234L88 235L85 233V235L79 236L80 239L82 240L81 244L83 247H85V243H89L92 246L96 245L99 247L105 245V242L102 241L100 238H99L100 242H98V239H97L98 237L97 236L95 237L94 235H90ZM248 234H249V232H248ZM105 236H106V234H105ZM253 236L254 235L252 234V236H250V237H253ZM66 237L67 236H65L64 238H66ZM184 237H186V236H184ZM255 238H256V242H254V244H251L252 247L249 248L248 253L246 252V254H245L246 257L245 258L243 257L244 260H240L242 258L240 256L241 258L239 260H236L237 261V262L235 261L236 263H238V264H264V240L260 239L259 237L258 238L255 237ZM250 239H252V238H250ZM107 240L108 239L106 237V241ZM107 243H108V241H107ZM226 244H227V242H226ZM243 244H244V242H243ZM223 247H225V246H223ZM101 248H104V247H100V249ZM105 248H106V246H105ZM189 249H191V248H189ZM188 253H189V251H188ZM168 256H171V254ZM106 258H108V259L112 258V259L118 260L119 262L124 261L123 257L121 255H118V254L117 255L110 254V255H107ZM147 258H151V257L150 256L144 257V259H147ZM185 258H186V256H185ZM171 259H172V257H171ZM222 261H224V260H222ZM222 261H221V263H222ZM181 262H182V260H181ZM179 263H177V264H179Z\"/></svg>",
    "mask_w": 264,
    "mask_h": 264
}]
</instances>
